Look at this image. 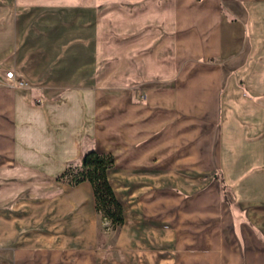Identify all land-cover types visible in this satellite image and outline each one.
Wrapping results in <instances>:
<instances>
[{"label": "crops", "instance_id": "crops-1", "mask_svg": "<svg viewBox=\"0 0 264 264\" xmlns=\"http://www.w3.org/2000/svg\"><path fill=\"white\" fill-rule=\"evenodd\" d=\"M111 1L0 0V79L26 83L0 86V264H264L255 1ZM90 150L114 157L111 244L90 183L56 180Z\"/></svg>", "mask_w": 264, "mask_h": 264}, {"label": "trees", "instance_id": "trees-1", "mask_svg": "<svg viewBox=\"0 0 264 264\" xmlns=\"http://www.w3.org/2000/svg\"><path fill=\"white\" fill-rule=\"evenodd\" d=\"M113 168L114 157L110 153L90 150L84 153L79 164H70L57 176L56 180L72 187L83 182L90 183L95 198L96 212L101 221L106 223L105 228L117 233L124 218L122 206L107 179V171Z\"/></svg>", "mask_w": 264, "mask_h": 264}, {"label": "rangeland", "instance_id": "rangeland-1", "mask_svg": "<svg viewBox=\"0 0 264 264\" xmlns=\"http://www.w3.org/2000/svg\"><path fill=\"white\" fill-rule=\"evenodd\" d=\"M255 2H246L244 5H245V9H246V19L247 21L249 20H254L256 21V24H257V27L254 28V29H251V33L253 34V36H256L257 40L255 39V43L257 42L256 44V49H259L258 51L262 52V53H259V54H262L264 55V0H254ZM260 3H259V2ZM132 5L136 4V2L134 3H131ZM234 4H238V1L235 0L234 1ZM106 8H112V10L116 11L117 9L121 10L122 9V4H121V1L120 0H112L110 2V4L106 7L102 6L101 7V11L104 12V10ZM118 10V12H112V16L109 18V16H107L104 20V24L106 26H104V29H107L108 31L110 30L109 29V22H112V28H111V31L110 32H106L104 33L102 36H105L108 35V38L113 41V42H116L120 40L121 38V29H120V25L122 23V15L120 14V11ZM132 10V9H131ZM106 11V10H105ZM109 11V10H107ZM242 12H244V14L242 15V17L245 15V10H243ZM252 13H256V15L254 16ZM226 18H232L230 15H228L227 13H224ZM244 18V17H243ZM103 29V30H104ZM259 38H258V37ZM109 39L107 41H109ZM251 44V47L255 46L254 44ZM250 46V44H248ZM254 48V47H253ZM258 63H261L260 61H257ZM115 94V92H114ZM98 97L99 99L103 98V96H101V93L98 94ZM221 193H222V198H223V201L225 202V204L227 206L230 205L233 206V203H234V197H233V194L232 192L230 191H226V189L223 187V185H221ZM223 189H225V191H223ZM106 223H103L101 221V224H100V228L103 230V229H106ZM115 233L113 232L112 233V238H110V244L113 242V238ZM111 236V235H110ZM111 248L112 247H104L105 250L107 251H111ZM109 253V252H108ZM110 254L114 255L115 257H117V252L116 251H113V252H110Z\"/></svg>", "mask_w": 264, "mask_h": 264}, {"label": "built area", "instance_id": "built-area-1", "mask_svg": "<svg viewBox=\"0 0 264 264\" xmlns=\"http://www.w3.org/2000/svg\"><path fill=\"white\" fill-rule=\"evenodd\" d=\"M2 85L11 88H16L19 86H25L26 83L22 79L17 78L13 70H8L5 72L4 79H0V86Z\"/></svg>", "mask_w": 264, "mask_h": 264}]
</instances>
